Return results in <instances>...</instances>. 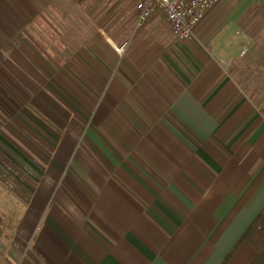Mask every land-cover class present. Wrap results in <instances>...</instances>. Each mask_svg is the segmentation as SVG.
Listing matches in <instances>:
<instances>
[{"label":"crops","instance_id":"1","mask_svg":"<svg viewBox=\"0 0 264 264\" xmlns=\"http://www.w3.org/2000/svg\"><path fill=\"white\" fill-rule=\"evenodd\" d=\"M136 14L0 0V264L257 262L264 0L183 43Z\"/></svg>","mask_w":264,"mask_h":264},{"label":"built area","instance_id":"2","mask_svg":"<svg viewBox=\"0 0 264 264\" xmlns=\"http://www.w3.org/2000/svg\"><path fill=\"white\" fill-rule=\"evenodd\" d=\"M135 31H141L153 15L159 11L170 26L175 42L183 43L195 37L203 16L217 8L223 0H135ZM115 53L122 57L128 44L114 46Z\"/></svg>","mask_w":264,"mask_h":264},{"label":"trees","instance_id":"3","mask_svg":"<svg viewBox=\"0 0 264 264\" xmlns=\"http://www.w3.org/2000/svg\"><path fill=\"white\" fill-rule=\"evenodd\" d=\"M263 223H264V217H262L259 220L257 226L260 227V226H262ZM260 228H262V227H260ZM259 242H260V245H259L260 253H259L258 260H257V262L255 264H264V228H263V232L260 235Z\"/></svg>","mask_w":264,"mask_h":264}]
</instances>
